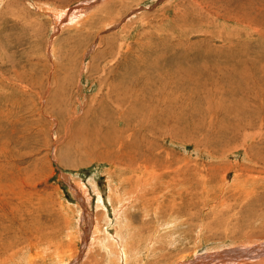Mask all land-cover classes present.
Masks as SVG:
<instances>
[{"label": "rangeland", "instance_id": "rangeland-1", "mask_svg": "<svg viewBox=\"0 0 264 264\" xmlns=\"http://www.w3.org/2000/svg\"><path fill=\"white\" fill-rule=\"evenodd\" d=\"M246 24L264 32V0H0V264H178L264 238V39ZM115 210L128 244L106 259Z\"/></svg>", "mask_w": 264, "mask_h": 264}, {"label": "bare ground", "instance_id": "bare-ground-1", "mask_svg": "<svg viewBox=\"0 0 264 264\" xmlns=\"http://www.w3.org/2000/svg\"><path fill=\"white\" fill-rule=\"evenodd\" d=\"M59 11V10H58ZM66 13V12H65ZM60 15H62V14H60ZM69 14H67L66 16H68ZM65 16V15H64ZM64 16H62L63 18H64ZM245 28H250V29H252V31L255 33V34H257L259 37H261V38H263L264 39V32H259L258 30H256V29H254L253 27H251V26H248V24H246V26H245ZM230 45V44H229ZM212 46V45H211ZM211 46H209V47H211ZM246 49H247V55L248 54H250L251 53V51L247 48V44H246ZM207 52V51H206ZM253 53L254 54H257V52H255V51H253ZM222 57V56H221ZM197 58V57H196ZM213 58H215V57H213ZM217 58V57H216ZM215 58V59H216ZM198 59V58H197ZM192 60H194V59H192ZM191 60V61H192ZM196 60V59H195ZM194 60V61H195ZM217 60V59H216ZM193 62V61H192ZM196 63V62H195ZM201 66H203V69H201V74H203V76L204 75H206V73H208V74H210L211 73V71H213L212 69V67H211V64L210 63H205V62H202L201 63ZM220 66H221V63H220ZM235 66V65H234ZM222 67V66H221ZM237 67H238V65H237ZM192 68H193V66H192ZM191 68V69H192ZM193 70H194V68H193ZM192 70V71H193ZM215 70H220L221 71V69L219 68V67H216L215 68ZM188 72V74H192L193 75V72ZM198 71H200V70H198ZM197 71V72H198ZM222 72H223V70H222ZM235 72L236 71H234V74H235ZM195 74V73H194ZM198 75H199V73H198ZM195 76V75H194ZM197 77V76H196ZM199 77V76H198ZM197 77V78H198ZM191 78H194V77H191ZM198 85H199V83H198ZM137 100V99H136ZM138 101V100H137ZM231 112H234L233 110H231ZM132 116H133V113H132ZM73 132H75L76 130H72ZM77 131H79V130H77ZM137 131H135V133H136ZM112 132H108V133H106V134H111ZM75 134H77V133H75ZM69 135H71V133L69 134ZM252 135L250 134L249 135V137H251ZM103 137H105V135L103 136ZM248 142V140H244V143L246 144ZM121 146H122V144H121ZM120 170V169H119ZM131 172H133V171H131ZM134 173V172H133ZM119 174H120V172H119ZM123 176V175H122ZM120 177V176H119ZM124 177V176H123ZM134 178H135V176H133ZM132 178V177H131ZM161 177L160 176H158L157 174H155V173H151V175H150V177L146 180V182L145 183H141L140 182V185H138L135 189H134V191L133 192H135L136 193V195L137 196H139V195H141L142 194V192L144 191V190H147V188L148 187H150V186H152L151 184H152V180H155V183H157V181L160 179ZM129 181H130V179H128ZM132 180V179H131ZM134 180H136V183H137V179H134ZM129 184H131L130 182H129ZM165 184H167V183H165ZM175 183H169L168 185H166V187L167 188H170L171 186H173ZM153 186H155L154 185V183H153ZM133 188V187H132ZM125 189H126V187H125ZM131 189V188H130ZM151 189V188H150ZM153 189V188H152ZM96 190V189H95ZM113 190H116L115 192L113 191ZM127 190H128V188H127ZM111 191H113V193H114V197H115V195H119L120 193L117 191V189H115L114 187L112 188V190ZM97 193V192H96ZM112 193V194H113ZM124 194H126V193H124ZM124 194H122L121 193V195H124ZM144 194V193H143ZM81 195V194H80ZM109 195V194H108ZM128 195V194H127ZM153 195V194H152ZM110 196V195H109ZM120 196V195H119ZM131 196H133V194L131 195ZM155 196V195H154ZM79 197V196H78ZM98 197H99V206L102 204V199L103 198H101V195L99 194L98 195ZM108 197V196H107ZM112 197V196H111ZM122 197H124V196H122ZM125 197H127V196H125ZM128 197H130V195L128 196ZM149 197H151V195L149 196ZM156 197V196H155ZM165 197V196H164ZM138 198V197H137ZM109 199V198H108ZM107 199V200H108ZM118 199H119V197H118ZM125 199V198H124ZM128 198H126V200H127ZM135 199V198H134ZM134 199H132V200H134ZM140 199V198H139ZM151 199V198H150ZM155 199V198H154ZM163 199V198H162ZM129 200V199H128ZM127 200V201H128ZM144 200V199H143ZM147 201L149 200V199H146ZM160 200V199H159ZM110 201V200H109ZM119 201H120V199H119ZM130 201H131V199H130ZM105 202V201H104ZM136 202V201H135ZM156 202V201H155ZM158 202V201H157ZM160 202V201H159ZM133 203V202H132ZM154 203V202H153ZM128 204V203H127ZM136 204V203H135ZM135 204H133V207L135 206ZM158 204L159 203H157V206H158ZM161 204V203H160ZM103 206V205H102ZM123 206V205H122ZM148 206V205H147ZM157 206H155V207H157ZM161 206V205H160ZM160 206L158 207V209L160 210L161 208H160ZM115 207H118V206H115ZM130 207V206H129ZM146 207V206H145ZM120 208V207H119ZM152 208H153V206H152ZM102 209H104V208H102ZM154 211H156V210H154ZM121 212H123V211H119V210H115V215H116V218L118 219V221H117V227H116V229L117 230H119L118 232H119V235H120V238H119V240L118 239H116V238H114V236H112V235H110L112 238H110L109 236H106V238H108L107 240H108V244H109V242H110V240L111 239H113L114 240V242L112 243L113 244V246H110V247H106V259L108 258V257H110V258H112L113 256H114V254H115V252L112 250V249H114L115 250V248H114V246H117L118 247V253H121V251L122 250H126V245L128 244V242H127V240H126V237H125V234L124 233H122L121 231H120V228H121V225H122V222H124V221H122V219H120L121 217L123 218V216L121 215ZM114 213V212H113ZM103 214V213H102ZM124 214V213H123ZM87 216V215H86ZM102 216V215H101ZM104 216V215H103ZM174 215H171V217H173ZM99 217H100V214H99ZM115 218V217H114ZM126 218V217H125ZM129 218V217H128ZM170 218V217H169ZM100 219V218H99ZM116 219V220H117ZM114 221V220H113ZM170 222H172V221H170ZM98 223V222H97ZM126 223V222H125ZM113 224V223H112ZM134 225V224H133ZM164 225V224H163ZM162 225V226H163ZM116 226V225H115ZM168 226H170V225H168ZM168 226H166V227H168ZM165 228V227H164ZM172 227H170L169 228V230L171 229ZM126 229V228H125ZM173 229V228H172ZM85 230V229H84ZM92 230V229H91ZM102 231H104V229L102 228V227H97L96 228V230H95V233H94V235L92 236V241L94 242V240L95 241H97V240H99V242L98 243H100V245L102 244V243H104V245H106V242L102 239V240H100V235H101V232ZM124 231V230H123ZM168 231V230H167ZM88 232V231H87ZM134 232V231H133ZM136 232V231H135ZM71 234V233H70ZM75 234V233H74ZM73 234V235H74ZM134 234V233H133ZM168 234V233H167ZM87 235L88 234H84V236H86L85 238H87ZM247 235H248V233H246L244 236H243V238H244V241H239L238 243H236L233 247H231V248H228V249H222V250H216V249H214V248H212V250H209V251H204L203 253H200V254H198V253H196L195 255H194V258L192 259V260H190V261H181L180 263H178V264H264V238H257V239H250L249 237V239H247L246 237H247ZM72 236V235H71ZM138 236V235H137ZM253 236V235H252ZM74 237H76V236H74ZM166 237H168V236H166ZM255 236H253V237H251V238H254ZM73 238V237H72ZM134 238H136V237H134ZM82 239V238H81ZM74 240V239H73ZM80 240V239H79ZM83 240H85V239H83ZM165 240V239H164ZM243 240V239H242ZM70 241V240H69ZM74 242H76V241H74ZM89 242H91V241H89ZM89 242H87V244L89 243ZM68 244H70V243H68ZM89 246V245H88ZM107 246V245H106ZM138 246V245H137ZM50 248V247H49ZM48 248V249H49ZM68 248H69V250H70V254H71V252H74V254H76V259H75V261L76 262H78L79 260H80V258H81V256H82V254H83V251H85V250H83L82 249V251H79L78 249H77V247H76V245H73L72 243L70 244V245H68ZM88 248V247H87ZM86 248V249H87ZM112 248V249H111ZM133 248V247H132ZM131 248V249H132ZM137 248V247H136ZM90 249V248H89ZM102 250L104 249V247L103 248H101ZM130 249V250H131ZM134 249V248H133ZM89 251V250H88ZM91 251V250H90ZM96 251V250H95ZM98 251V250H97ZM133 251V250H132ZM198 252V251H197ZM56 253H58V252H56ZM90 254L91 253H89V255H87L88 256V258H89V256H90ZM104 254V253H103ZM138 254V253H137ZM140 254V253H139ZM121 255L123 256V254L121 253ZM132 255V254H131ZM72 256V255H71ZM75 256V255H74ZM104 256V255H103ZM133 256V255H132ZM135 257H137V256H134V258ZM139 257V256H138ZM167 258V257H166ZM66 259L67 258H64V257H60V256H58L57 255V257H56V259L54 258V261H56V260H59V261H66ZM97 259V258H96ZM95 258H91L90 260H83V262H82V264H100V262H97V260H96ZM122 259V258H121ZM68 260V259H67ZM117 260V259H116ZM125 260V259H124ZM131 260V259H130ZM137 260V259H136ZM165 259H163V262H166V263H164V264H173L172 262H173V260L171 261V262H167V260L166 261H164ZM178 260V259H177ZM74 261V260H73ZM119 261H120V259H119ZM110 262V261H109ZM126 262V261H125ZM136 263V262H135ZM140 263H142V262H140ZM29 264H32V259H31V261H30V263ZM137 264V263H136Z\"/></svg>", "mask_w": 264, "mask_h": 264}]
</instances>
